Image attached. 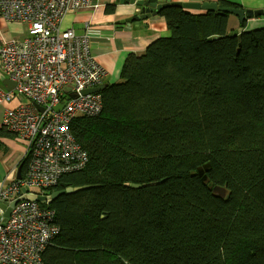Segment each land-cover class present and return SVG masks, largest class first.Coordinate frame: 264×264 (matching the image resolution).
<instances>
[{"label": "trees", "instance_id": "16d2710c", "mask_svg": "<svg viewBox=\"0 0 264 264\" xmlns=\"http://www.w3.org/2000/svg\"><path fill=\"white\" fill-rule=\"evenodd\" d=\"M158 15L170 36L71 124L88 163L45 194L87 189L41 203L60 228L45 264H264V28L239 40L226 13Z\"/></svg>", "mask_w": 264, "mask_h": 264}, {"label": "built area", "instance_id": "2783aa9c", "mask_svg": "<svg viewBox=\"0 0 264 264\" xmlns=\"http://www.w3.org/2000/svg\"><path fill=\"white\" fill-rule=\"evenodd\" d=\"M96 1L0 0L5 20L28 26L22 40L0 41L1 68L14 86L0 89V104L18 103L6 109L3 126L26 142L27 161L21 180L0 183V264H45L43 254L60 231L56 211L19 200L22 189L44 194L88 163L71 124L101 114V93L90 91L98 90L108 73L96 61L88 35H77L64 21Z\"/></svg>", "mask_w": 264, "mask_h": 264}, {"label": "crops", "instance_id": "0c3cea01", "mask_svg": "<svg viewBox=\"0 0 264 264\" xmlns=\"http://www.w3.org/2000/svg\"><path fill=\"white\" fill-rule=\"evenodd\" d=\"M203 1L217 2L219 6L226 1L251 11L264 9V0H172L179 3ZM166 2L167 0H157L156 3ZM107 5H114V11L110 14L106 12ZM140 10L141 7L136 4L119 5L115 0H97L94 8L81 9L68 15L64 21V27H72L77 35H88L96 61L108 73L104 85L120 80L123 65L129 55H141L156 40L170 36L165 19L159 15L140 22L134 21L129 28L117 27V23L121 21L138 17ZM230 22L232 28L240 25L237 18L230 19ZM247 23L256 28L264 27L262 18L248 19ZM26 27L28 29L25 24L5 20L0 11V41L22 40L27 35L24 33ZM13 88L1 68L0 61V89L10 91ZM17 104H0V183L16 179L26 151V142L9 133L3 126L6 109Z\"/></svg>", "mask_w": 264, "mask_h": 264}, {"label": "water", "instance_id": "95a60500", "mask_svg": "<svg viewBox=\"0 0 264 264\" xmlns=\"http://www.w3.org/2000/svg\"><path fill=\"white\" fill-rule=\"evenodd\" d=\"M115 1H116V4H119V5H125V4L135 5L136 4L139 7H141L140 15L138 17H135L134 19L130 18V19L121 21L120 23H117V27H128L129 28L134 21L140 22L142 20H147L151 17L157 16L163 8H166L169 6H176V7L183 8L186 10H191V11L215 12L218 15H222L226 13L229 15L236 16L239 19L240 28L234 30L233 36H238L240 40L241 33L244 31V25L248 19L264 17V9L256 10V11L244 10L241 8L219 6L217 2H210V1L179 3V2H172V0H167V2L164 4L151 3L150 1H144V0H140V1L115 0ZM106 86L107 85L103 84L102 86H100L98 90L97 89L91 90L90 92L102 91ZM62 107L63 105H60L56 110L60 111ZM40 109L42 110V108ZM209 167H210L209 164L205 165L202 169L199 170V174L203 175V173L207 171ZM16 179L17 180L22 179V166L18 168ZM151 185H154V184H151ZM126 186H131L135 189H139L142 187H147L149 185L126 184ZM85 189H87V187H76V188L71 187L63 191H54L53 193L49 195H45V194L31 193L29 189L25 188V189H22L23 196L19 200L35 201V202H39L40 204L42 203V204H47L48 206H50L53 203V201L57 200V198H59L60 196H63L65 194L76 193V192H79ZM215 192L220 193V195H222V190L220 189H215ZM19 200H16L10 204V207L7 208L6 213H5L6 217L9 216L11 207H13Z\"/></svg>", "mask_w": 264, "mask_h": 264}, {"label": "rangeland", "instance_id": "374dc122", "mask_svg": "<svg viewBox=\"0 0 264 264\" xmlns=\"http://www.w3.org/2000/svg\"><path fill=\"white\" fill-rule=\"evenodd\" d=\"M237 17L236 16H234V15H231V19H236ZM238 19V18H237ZM262 19H264V17L262 18ZM239 20V19H238ZM247 25H246V27L249 29V30H256V29H260V28H264V27H254V26H251V23L249 24V23H246ZM264 26V25H263ZM240 28V25L238 26V27H236L235 28V30L236 29H239ZM248 29H246L245 28V31L246 30H248ZM25 30V34H27L28 33V29H27V27L24 29ZM39 193H42V192H39Z\"/></svg>", "mask_w": 264, "mask_h": 264}]
</instances>
